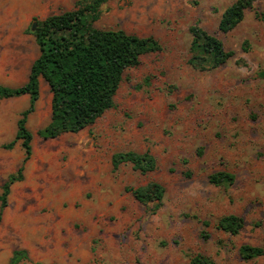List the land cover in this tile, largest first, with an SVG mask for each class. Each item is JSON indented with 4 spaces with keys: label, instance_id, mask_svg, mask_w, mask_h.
<instances>
[{
    "label": "rangeland",
    "instance_id": "1",
    "mask_svg": "<svg viewBox=\"0 0 264 264\" xmlns=\"http://www.w3.org/2000/svg\"><path fill=\"white\" fill-rule=\"evenodd\" d=\"M79 1L0 0V85L19 86L2 78L15 68L22 83L38 58L34 20L73 11ZM236 1L116 0L102 7L96 28L152 37L162 50L127 70L114 108L77 134L38 135L52 103L41 81L46 117L28 120L33 155L2 214L0 264L17 250L29 255L21 264H191L197 255L215 264H264V256L245 261L240 254L243 245L264 249V0L222 33L223 13ZM197 24L235 54L222 67L191 66L190 28ZM28 106L20 98L0 101V195L22 165L21 141L13 150L4 146ZM122 152H150L158 168L114 171L112 157ZM218 172L233 174L234 183L212 185ZM149 182L166 190L159 209L127 191ZM230 215L244 221L237 236L218 229Z\"/></svg>",
    "mask_w": 264,
    "mask_h": 264
},
{
    "label": "trees",
    "instance_id": "2",
    "mask_svg": "<svg viewBox=\"0 0 264 264\" xmlns=\"http://www.w3.org/2000/svg\"><path fill=\"white\" fill-rule=\"evenodd\" d=\"M116 0H80L75 10L44 20L35 19L33 33L40 54L33 62L26 84L17 88L0 85V101L30 97L29 107L17 121L15 139L4 149L13 150L21 141L24 151L22 165L16 174L10 175L2 186L0 195V223L4 209L8 206L11 188L23 180L25 164L33 155V134L28 128L29 117L36 111L40 99V84L44 80L52 94L51 120L38 132L45 140H52L64 134H77L94 125L107 111L115 106V98L127 70L140 65L142 57L160 52L159 42L128 34L123 30H100L95 24L100 20L102 7ZM124 1V0H123ZM258 0H237L223 13L219 24L222 33L233 31L244 19L247 10ZM192 35L190 64L200 71H211L225 65L234 57L226 51L223 43L199 24L190 28ZM131 164L141 174L157 170V161L150 152L116 153L112 166L117 171L122 165ZM235 176L218 172L210 176L214 186L232 185ZM135 199L147 205L163 204L166 190L157 182L128 189ZM244 228L242 218L230 215L222 218L218 229L237 236ZM240 254L245 261L264 256V249L243 245ZM29 260L27 251H14L9 264H21ZM191 264H215L210 259L197 255Z\"/></svg>",
    "mask_w": 264,
    "mask_h": 264
},
{
    "label": "crops",
    "instance_id": "3",
    "mask_svg": "<svg viewBox=\"0 0 264 264\" xmlns=\"http://www.w3.org/2000/svg\"><path fill=\"white\" fill-rule=\"evenodd\" d=\"M10 70H9V75L11 76L10 78L8 77V76H5L6 77V79L5 78H2V79H4L8 84H10V83H12V84H17V85H19V86H17V87H20V86H23L24 84H26L27 83V81H28V78H29V74H30V70H29V72L25 75V77H24V79H22L23 80V82L22 83H18L16 80V78H14V73L17 71L15 68L13 69H11V68H9ZM31 69V68H30ZM9 78V80H7ZM26 78H27V81H26ZM42 81V80H41ZM40 86H41V84H40ZM7 87H9V86H7ZM17 87H12V88H17ZM20 99H23V101L24 102H28V105H29V103H30V97L29 96H23V97H21ZM52 104V103H51ZM41 104H40V99H39V101L37 102V105H36V111L34 112L36 115H38V121L40 122V123H43L44 121H45V118L44 117H46L45 116V114H43V106H40ZM29 107V106H28ZM41 107V108H40ZM52 107V106H51ZM41 109V110H40ZM39 110L41 111V112H39ZM51 113H52V109H51ZM51 120V119H50Z\"/></svg>",
    "mask_w": 264,
    "mask_h": 264
},
{
    "label": "water",
    "instance_id": "4",
    "mask_svg": "<svg viewBox=\"0 0 264 264\" xmlns=\"http://www.w3.org/2000/svg\"><path fill=\"white\" fill-rule=\"evenodd\" d=\"M35 28H36V23L34 22V24H33V32L35 31Z\"/></svg>",
    "mask_w": 264,
    "mask_h": 264
}]
</instances>
